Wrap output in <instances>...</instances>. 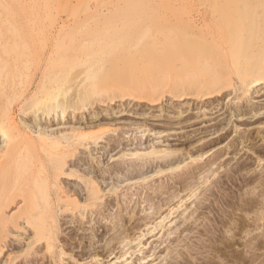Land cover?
Listing matches in <instances>:
<instances>
[{"label": "bare ground", "instance_id": "6f19581e", "mask_svg": "<svg viewBox=\"0 0 264 264\" xmlns=\"http://www.w3.org/2000/svg\"><path fill=\"white\" fill-rule=\"evenodd\" d=\"M35 3L0 0V264H62L65 250L75 253L77 239L82 245L75 255L82 258L93 248L89 237L94 234L87 232L94 226L101 229L100 236L95 231L97 242L108 237L102 250L122 243L129 231L123 212L133 202L130 211L135 214L138 206L137 200L127 202L124 189H151L146 181L175 165L155 160L174 156L177 149L170 141L199 134L191 129L193 116L184 117L187 111L179 104L216 97L223 88L218 89V82L227 75L231 80L227 56L238 68L236 90L246 93L264 82V0H171L172 25L181 28L177 25L183 19L187 29H198L195 38L179 43L165 35L166 42L128 57L125 41L100 43L86 58L69 56L87 49L95 35L87 31L74 46H61L52 56L49 51V58L33 61L26 41V46L19 43L28 39L27 33L15 26L22 20L17 16L34 10ZM143 4L136 0L130 9ZM99 13L93 18L101 19ZM107 13L112 18L117 12ZM64 25L50 35L55 43L70 29ZM251 46L257 48L253 53ZM166 49L172 50L169 56L158 55ZM115 56H122L123 64L113 65ZM194 57L201 60L191 63ZM13 102L18 103L15 108ZM112 207L117 212L109 226L103 220Z\"/></svg>", "mask_w": 264, "mask_h": 264}, {"label": "rangeland", "instance_id": "374dc122", "mask_svg": "<svg viewBox=\"0 0 264 264\" xmlns=\"http://www.w3.org/2000/svg\"><path fill=\"white\" fill-rule=\"evenodd\" d=\"M34 1L37 2L35 5L38 4V7H33L35 11L27 9V12H21L17 17L28 20H19L21 24L15 26H18L17 30L27 33L28 39L25 37L24 40L23 37L24 41H18L23 46L29 45L25 49L29 53L27 57L34 59L33 61L49 58H46L49 51V56H52V51L55 49L57 52L56 49L61 46L60 49L74 46L87 31L95 32L87 49L69 53V56L86 58L100 43L125 41L129 50L125 52V56L128 57L142 50H152L158 46V42L164 41L165 35L182 43L185 37L193 35L195 38L199 34L198 29L194 31L191 26L192 31L189 30L190 27L187 29L188 25L183 19L179 21L186 24L187 30L178 24L179 21L177 26L180 25L181 28H174V11L167 9L171 0H144V8L137 10L130 9L136 4V0ZM40 7L43 8L42 11ZM107 11L117 13H112L113 17L107 18L111 15ZM96 12H100L97 15L104 18L94 19ZM180 13L181 17H185L184 13ZM261 13L264 17V12ZM3 18L0 13V20ZM82 21L88 22V25L81 26ZM62 25L64 28L70 27L68 31L71 30V33L67 31L55 43L52 37L55 36V30L58 32ZM37 31L42 32L39 34ZM31 32L33 33L30 34ZM1 41L0 38V44ZM252 46L249 51L253 53L257 48ZM163 51L158 55L169 56L172 53L168 49ZM227 54L228 51H225L223 55ZM154 59L149 58L151 62L148 64H152ZM201 59L194 57L190 62ZM227 60L231 80L227 75V78L223 77L226 84L222 80V83L218 82V89L223 88L216 97L205 101L191 100L185 106L186 102L178 106L187 111L184 117L193 116L192 122H189L194 125L188 123L186 126L189 127L186 129H197L199 134L195 137L192 135L189 140L184 138L179 142L170 141L177 149L175 157H170V160L155 159L156 164L161 165L165 160L164 163L172 161L175 164L172 166L173 170L164 169L162 174H155L146 181L148 186H152L151 189L135 185L124 189L122 195L127 197V202L137 200L138 206L135 214L130 211L133 202L129 203L127 212H123V224L129 231L123 236L122 243L112 242L111 246L102 250L108 237L104 236V241L100 238L97 242L95 234L100 236L101 229L96 230L98 226H94L95 230L87 232L90 236L94 234L92 237L88 236L93 238L92 242L95 241L93 248L82 258L77 257L75 253L80 251L82 245L77 239L75 253L65 250L62 264H264V82L246 93L236 90L240 82L234 72L238 68L230 64L231 58L229 61L228 56ZM122 61V56H115L112 63L120 66ZM32 72L38 75L41 70L32 69ZM17 104L13 102L11 108H15ZM213 133L216 134L211 135ZM136 191L140 194L139 197L134 195ZM15 209L17 208L13 207L11 212H16ZM116 212V207L106 211L105 216L108 218L103 221L108 220L106 224L111 226L110 221L114 219ZM62 233L65 235L68 229L63 227ZM42 252L46 253L45 250Z\"/></svg>", "mask_w": 264, "mask_h": 264}]
</instances>
